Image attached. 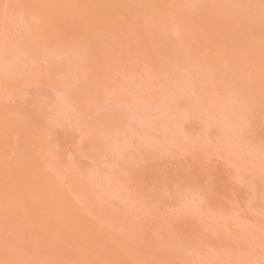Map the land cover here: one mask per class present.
Here are the masks:
<instances>
[{
    "label": "rangeland",
    "instance_id": "rangeland-1",
    "mask_svg": "<svg viewBox=\"0 0 264 264\" xmlns=\"http://www.w3.org/2000/svg\"><path fill=\"white\" fill-rule=\"evenodd\" d=\"M212 1L229 14L226 39L247 45L262 0ZM36 12L32 0H0V119L36 131L57 173L91 182L112 222L152 245L154 264H264V110L245 104L252 90L235 69L212 65L209 36L149 18L153 52L110 31L96 60L88 42L44 48ZM46 246L0 218V259L67 264Z\"/></svg>",
    "mask_w": 264,
    "mask_h": 264
},
{
    "label": "bare ground",
    "instance_id": "bare-ground-1",
    "mask_svg": "<svg viewBox=\"0 0 264 264\" xmlns=\"http://www.w3.org/2000/svg\"><path fill=\"white\" fill-rule=\"evenodd\" d=\"M32 1L37 12L31 25L44 48L65 52L88 42L96 60L104 52L101 41L106 32L130 30L153 52L151 34L143 25L149 18L188 27L186 34L195 25L210 38L212 65L235 69L241 89L252 90L245 104L258 113L264 110V22H254L255 31L243 45L236 37L226 39L229 14L219 1L209 0L198 11L195 0ZM98 62L96 74L101 69ZM39 143V134L28 125L18 119H0V218H15L21 232L34 234L67 264L162 261L146 239L133 233L132 226L112 222L91 182L71 171L57 173L40 152ZM0 264L22 263L5 251Z\"/></svg>",
    "mask_w": 264,
    "mask_h": 264
},
{
    "label": "snow or ice",
    "instance_id": "snow-or-ice-1",
    "mask_svg": "<svg viewBox=\"0 0 264 264\" xmlns=\"http://www.w3.org/2000/svg\"><path fill=\"white\" fill-rule=\"evenodd\" d=\"M261 6H262V9H264V0H262V5H261ZM7 7H8V6L5 5V9H7Z\"/></svg>",
    "mask_w": 264,
    "mask_h": 264
}]
</instances>
